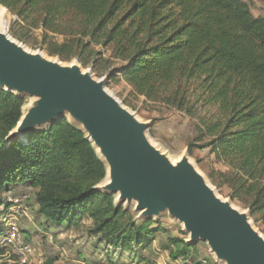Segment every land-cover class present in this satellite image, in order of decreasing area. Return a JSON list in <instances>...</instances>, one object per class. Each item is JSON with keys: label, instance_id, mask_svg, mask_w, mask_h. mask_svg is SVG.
Instances as JSON below:
<instances>
[{"label": "trees", "instance_id": "16d2710c", "mask_svg": "<svg viewBox=\"0 0 264 264\" xmlns=\"http://www.w3.org/2000/svg\"><path fill=\"white\" fill-rule=\"evenodd\" d=\"M0 6L18 18L16 37L27 41L39 29L46 51L63 60L88 65L101 54L95 45L110 47L123 63L109 80L190 115L189 150L214 153L227 172H213V182L264 226V17L245 0H0ZM23 104L0 89V207L4 193L28 189L48 224L68 227L88 218L87 231L106 257L116 251L137 259L159 228L136 225L98 187L106 167L82 130L62 118L4 143ZM4 229L0 223V235ZM167 241L174 260L201 257L197 245ZM0 264L8 263L0 258Z\"/></svg>", "mask_w": 264, "mask_h": 264}, {"label": "water", "instance_id": "95a60500", "mask_svg": "<svg viewBox=\"0 0 264 264\" xmlns=\"http://www.w3.org/2000/svg\"><path fill=\"white\" fill-rule=\"evenodd\" d=\"M107 77L96 79L78 64L50 60L0 32V89L37 98L8 132L5 142L21 139L62 118L85 133L106 167L109 192L136 200L145 217L167 212L188 234L187 244L205 243L225 264H264V235L240 211L218 196L188 160L173 163L150 143L148 124L136 119L106 89Z\"/></svg>", "mask_w": 264, "mask_h": 264}, {"label": "rangeland", "instance_id": "374dc122", "mask_svg": "<svg viewBox=\"0 0 264 264\" xmlns=\"http://www.w3.org/2000/svg\"><path fill=\"white\" fill-rule=\"evenodd\" d=\"M245 1L249 4L254 16L264 17V0ZM0 11L6 18V25L0 26V30L5 31L26 49L41 52L42 55L45 54L50 58L58 59L63 64L75 62L83 70H90L96 79L108 76L113 68H119L123 63L114 57L110 47L101 45L94 46L95 50L101 54L95 56V63L90 62L88 65H83L76 57L63 60L58 55H51L46 51L47 45L42 43L41 30H33L27 41L21 40L12 32L18 30L16 25L18 18L2 6H0ZM54 38L57 41L63 39L62 36H54ZM106 89L134 114L138 121L148 124L146 134L150 143L164 153L171 162H178L182 156L188 153L190 163L215 189L218 196L230 201L236 209L247 211V207L229 197L227 187H219L213 182L211 178L213 172H227V168L216 158L214 153L208 148L189 150L188 143L195 136V122L190 115L182 110L167 107L160 102H152L143 97L132 95L129 93V87L121 80L111 81L107 77ZM37 100L35 97L24 96L25 104L22 113L34 106ZM68 119L75 125L71 118ZM108 182L107 177L98 184V187L113 198L114 204L121 205L123 210L127 212V216L131 217L132 222L139 226L145 224L147 229L151 230L159 228L148 246L137 249V259L130 260L125 252L119 255L116 251L111 253L113 256L106 257V251L101 250L102 244L97 241L96 236H92L87 231V226L91 224L88 218L81 223L68 227L48 224L43 217L36 214L37 206L33 192L28 189L21 190L19 187L11 193L3 194L1 198L5 202L0 207V223L4 228H7L10 223L14 222L19 229L20 237L31 246L35 259L54 258L55 264H145L144 260L155 264H196L197 261L200 264L201 262L203 264L204 261V264H225L222 261H217L208 246L202 242L197 243L201 257H190L185 260L172 259L167 249V237L186 240L188 234L182 230V225L167 212L161 213L158 217H145L142 211L135 209L136 200H121L119 193L104 189ZM10 205L11 207L4 212V206L6 208ZM250 221L264 235V226L256 223L252 216ZM10 250L12 249L10 248Z\"/></svg>", "mask_w": 264, "mask_h": 264}, {"label": "built area", "instance_id": "2783aa9c", "mask_svg": "<svg viewBox=\"0 0 264 264\" xmlns=\"http://www.w3.org/2000/svg\"><path fill=\"white\" fill-rule=\"evenodd\" d=\"M23 240L16 224L10 223L0 235V246L4 248L1 261L8 264H42L44 260L35 259L31 246Z\"/></svg>", "mask_w": 264, "mask_h": 264}, {"label": "bare ground", "instance_id": "6f19581e", "mask_svg": "<svg viewBox=\"0 0 264 264\" xmlns=\"http://www.w3.org/2000/svg\"><path fill=\"white\" fill-rule=\"evenodd\" d=\"M5 25H6V18L4 17V15H2V13L0 11V26H5ZM0 32H5V31L0 30ZM43 56L46 57L47 59L55 60V58H50L49 56H47L45 54Z\"/></svg>", "mask_w": 264, "mask_h": 264}]
</instances>
